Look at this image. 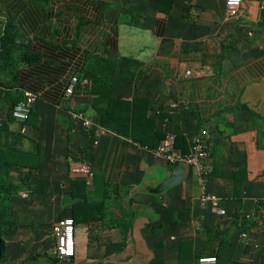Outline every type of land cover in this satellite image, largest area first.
<instances>
[{
	"label": "crops",
	"instance_id": "crops-1",
	"mask_svg": "<svg viewBox=\"0 0 264 264\" xmlns=\"http://www.w3.org/2000/svg\"><path fill=\"white\" fill-rule=\"evenodd\" d=\"M6 1L18 48L39 59L23 65L0 98V129L36 156L33 169L11 170L19 228L7 236L2 264H195L204 256L264 264L261 0H243L236 18L226 0H25L27 9L10 16L17 1ZM95 57L117 63L112 99L136 102V135L150 147L103 126L108 98L98 103L85 88L65 98L73 77L88 84ZM24 91L38 102L26 123L11 121ZM72 111L91 120L93 132ZM120 111L112 119L123 118ZM169 133L183 153L198 137L207 141L205 187L184 166L178 183L157 191L178 168L154 152ZM75 163L88 164L94 177L72 173ZM205 193L227 214L203 207ZM67 217L76 223V256L60 260L54 228Z\"/></svg>",
	"mask_w": 264,
	"mask_h": 264
},
{
	"label": "trees",
	"instance_id": "trees-1",
	"mask_svg": "<svg viewBox=\"0 0 264 264\" xmlns=\"http://www.w3.org/2000/svg\"><path fill=\"white\" fill-rule=\"evenodd\" d=\"M16 5L8 6L9 16L13 14V10L23 11L27 9L25 0H16ZM14 3V4H15ZM38 16V13H36ZM28 17H31L28 15ZM26 18L34 19V18ZM37 21L35 18L34 21ZM19 45V37L15 28L14 22L8 19L2 32H0V98L3 97L6 88L15 86V79L18 72L23 65H27L33 61H38L37 56H29L24 51V48ZM18 48V49H17ZM19 51L20 55L17 54ZM25 55L23 56V54ZM118 72V65L112 60L102 57H95L90 64L89 69L84 75V79L88 80V84L77 86L79 89H84L85 92H89L96 96L98 103H102L104 98H108L109 102L103 113L101 122L103 126H111L114 130L129 133L142 145L151 146L148 141L139 138L137 133V112L136 102H123L112 99V91L114 83L116 81ZM125 75V77H124ZM119 76L126 81H134V74L120 72ZM11 79V80H10ZM23 98V97H22ZM21 100L19 97H15L13 100V106ZM120 107L123 118H114L112 114L114 109ZM112 116V117H111ZM10 120L13 121L12 113L10 114ZM102 118V116H101ZM112 121V122H111ZM19 138V135L0 129V264H2L4 258L7 256L8 240L7 236L13 235L19 228L18 215L14 210L11 199L17 194L18 187L14 185L11 177V170L13 167L18 166L20 170L24 168L33 169L36 164L30 162L29 159L35 161V155H29L18 149L15 139ZM17 142V141H16ZM158 147V146H157ZM41 153V151L39 152ZM37 256H32L30 260L37 259Z\"/></svg>",
	"mask_w": 264,
	"mask_h": 264
},
{
	"label": "built area",
	"instance_id": "built-area-1",
	"mask_svg": "<svg viewBox=\"0 0 264 264\" xmlns=\"http://www.w3.org/2000/svg\"><path fill=\"white\" fill-rule=\"evenodd\" d=\"M243 0H226V11L229 17L236 18L240 14ZM261 4L264 8V0H261ZM192 72L187 71L186 75H190ZM79 82L78 77H73L69 86L65 91V98L71 99L76 91L77 84ZM87 81H85V84ZM39 96L31 91H24L23 98L16 103L12 110L13 119L20 123H26L31 115V112L38 102ZM72 118L81 123L85 131L93 132V123L91 120L86 119L81 113L72 111ZM103 131V128L95 129L94 144H98L97 135ZM154 152L166 159L171 166L187 165L194 167L198 171L199 182L205 187V179L207 178L209 171L205 166L206 160L210 156L209 146L205 139L198 137L193 144L189 153H183L176 147V138L173 134H167L165 138L160 142ZM70 171L74 174L85 175L90 181L94 177L93 170L86 163H75L71 166ZM201 204L203 207L210 206L211 209L218 215H226L227 211L222 209L219 204V198L217 195L211 193L203 194L201 198ZM76 223L73 217L65 218L59 225L54 228V235L57 240V255L60 260L72 259L76 256ZM217 256H204L196 260L195 264H217Z\"/></svg>",
	"mask_w": 264,
	"mask_h": 264
},
{
	"label": "water",
	"instance_id": "water-1",
	"mask_svg": "<svg viewBox=\"0 0 264 264\" xmlns=\"http://www.w3.org/2000/svg\"><path fill=\"white\" fill-rule=\"evenodd\" d=\"M184 166H187V165H178L177 169L173 171V173L171 174V176H169L168 178L164 179V181L159 185L158 187V190L157 191H162L164 189H167L169 188L170 186L178 183L181 179H180V176L182 174V170H183V167Z\"/></svg>",
	"mask_w": 264,
	"mask_h": 264
},
{
	"label": "rangeland",
	"instance_id": "rangeland-1",
	"mask_svg": "<svg viewBox=\"0 0 264 264\" xmlns=\"http://www.w3.org/2000/svg\"><path fill=\"white\" fill-rule=\"evenodd\" d=\"M6 0H0V32L3 31L5 25L7 24V17L5 13Z\"/></svg>",
	"mask_w": 264,
	"mask_h": 264
}]
</instances>
